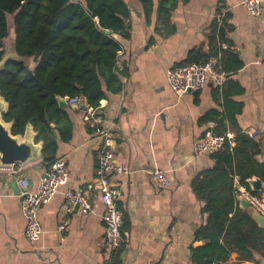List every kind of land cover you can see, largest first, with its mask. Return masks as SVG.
Segmentation results:
<instances>
[{
	"label": "crops",
	"instance_id": "0c3cea01",
	"mask_svg": "<svg viewBox=\"0 0 264 264\" xmlns=\"http://www.w3.org/2000/svg\"><path fill=\"white\" fill-rule=\"evenodd\" d=\"M124 1L132 18L128 32L116 36L123 88L119 94L108 93L98 112L104 120L101 127L110 130L115 162L131 172L112 180L123 192L118 207L125 242L116 253L107 246L97 182L101 139L84 121V105L68 104L73 136L69 143H60L57 158L67 162L69 179L41 208L43 234L34 244L25 237L17 182L24 178L30 191H37L49 164L41 156L0 168V264H199L193 261V249L206 244L196 234L207 216L192 183L213 161L195 154V142L208 131L231 132L234 138L256 131V159L264 167V6L254 17L242 0H189L162 22L156 11L146 16L138 0ZM191 55L218 60V71L227 78L223 91L209 82L202 91L177 97L167 72L190 63ZM154 169L165 171V190L153 183ZM254 180L259 190L251 184ZM249 184L254 193L264 195L263 176H254ZM77 190L87 196L91 213L85 215L65 200V193ZM238 209L252 216L240 200ZM250 252L233 251L227 261L215 264H264V244Z\"/></svg>",
	"mask_w": 264,
	"mask_h": 264
},
{
	"label": "trees",
	"instance_id": "16d2710c",
	"mask_svg": "<svg viewBox=\"0 0 264 264\" xmlns=\"http://www.w3.org/2000/svg\"><path fill=\"white\" fill-rule=\"evenodd\" d=\"M138 1L146 16L156 11L166 22L181 2L189 0ZM9 16L16 53L31 63L11 61L0 74L1 95L9 105L4 120L12 125L14 136L24 135L31 124L36 142L43 143V161L50 165L60 143H69L73 136L68 108L61 107L58 98H84L98 109L108 93L122 91L117 64L121 44L116 36L128 32L132 12L124 0H0V63L11 33ZM224 32L221 28V37ZM208 59L191 55L188 64ZM234 142V147L226 143L222 151L209 155L213 166L192 183L207 216L196 234L206 244L193 249V261L199 264L225 262L233 251L252 255L251 248L264 244V229L238 209L235 188L236 177L249 190L251 178L264 177V167L256 159L259 144L244 134Z\"/></svg>",
	"mask_w": 264,
	"mask_h": 264
},
{
	"label": "built area",
	"instance_id": "2783aa9c",
	"mask_svg": "<svg viewBox=\"0 0 264 264\" xmlns=\"http://www.w3.org/2000/svg\"><path fill=\"white\" fill-rule=\"evenodd\" d=\"M242 5L250 15L261 14L264 0H242ZM226 76L218 71V60L210 57L203 63H191L175 66L167 72V82L178 98L193 92L205 89L209 82L214 88L223 91L226 84ZM68 104L78 106L80 98L67 99ZM99 109V108H98ZM98 109L87 107L84 114V121L95 129L96 135L101 139L98 148L97 182L101 191V201L105 207L104 220L107 226L106 243L112 253H116L125 242L123 236V215L118 207V202L123 196L121 187L117 188L112 180L117 175H129L130 169L127 165L115 162L112 150L113 141L110 130L102 128L104 120ZM252 139H258V132L248 133ZM234 135L231 132L217 134L208 131L201 139L194 144V152L197 156L213 155L222 151L229 143L234 145ZM151 173L153 183L158 190L162 191L168 187V178L165 171L154 169ZM69 179V167L63 158H57L52 162L46 172L42 175L38 190L30 191L28 182L24 178L18 180L21 191V210L25 218V237L30 244L36 243L43 234V227L39 219L41 208L50 203L59 193L62 185ZM239 197L246 199L252 211L264 216V195L255 194L240 184L235 185ZM65 200L72 206H79L82 213H91V205L87 196L81 190L69 191L64 194ZM61 234L65 231V225L60 226Z\"/></svg>",
	"mask_w": 264,
	"mask_h": 264
},
{
	"label": "water",
	"instance_id": "95a60500",
	"mask_svg": "<svg viewBox=\"0 0 264 264\" xmlns=\"http://www.w3.org/2000/svg\"><path fill=\"white\" fill-rule=\"evenodd\" d=\"M11 61L24 62L26 64H29L30 61L17 55L14 41L12 54L5 55L3 61L0 63V74ZM58 100L61 107L68 106L67 99L58 98ZM79 104L84 105V111L88 107L87 101L84 98H80ZM8 108L9 105L2 97L0 91V168H11L18 164H26L39 159L42 156L43 150V143L36 142L37 133L31 124L27 126L24 135L14 136L12 134V125L6 123L4 120V115L8 112ZM251 184L254 189L259 190L257 188L258 180L252 181ZM239 200L244 209L250 208V204L246 199L240 197ZM252 218L260 228L264 229V216L252 211Z\"/></svg>",
	"mask_w": 264,
	"mask_h": 264
},
{
	"label": "rangeland",
	"instance_id": "374dc122",
	"mask_svg": "<svg viewBox=\"0 0 264 264\" xmlns=\"http://www.w3.org/2000/svg\"><path fill=\"white\" fill-rule=\"evenodd\" d=\"M11 17L12 16L8 17L9 27H10L11 33H10L9 37L4 42L5 55L12 54V51H13L12 18ZM29 63H31V61H29Z\"/></svg>",
	"mask_w": 264,
	"mask_h": 264
}]
</instances>
